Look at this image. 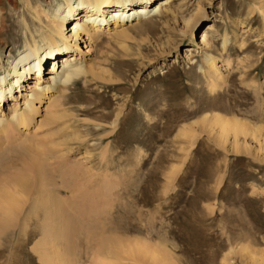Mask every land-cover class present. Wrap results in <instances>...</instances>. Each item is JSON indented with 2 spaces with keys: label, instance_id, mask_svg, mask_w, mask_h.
<instances>
[{
  "label": "rangeland",
  "instance_id": "obj_1",
  "mask_svg": "<svg viewBox=\"0 0 264 264\" xmlns=\"http://www.w3.org/2000/svg\"><path fill=\"white\" fill-rule=\"evenodd\" d=\"M26 1L0 0V72L11 69L31 36L24 17L33 32L45 27V13L39 22ZM60 1L41 0L46 9ZM169 1L170 17L131 21L122 38L104 31L79 40L92 71L64 94L45 97L26 138L16 141L43 152L50 182L61 186L54 195L73 200V264H152L131 254L134 240L163 246L175 264H264V0ZM209 23L215 30L205 46ZM209 53L224 83L211 77ZM51 67L46 60L40 81L37 72L22 82L17 106L35 83L46 84ZM214 112L240 118L249 133L238 144L233 134L221 140L210 123ZM10 143L4 153L15 163L11 171L25 172L28 146ZM68 166L76 174L65 176L64 186L72 190L58 176ZM31 192L21 214L25 231L18 224L7 233L0 264H44L35 250L45 216L34 214L40 193Z\"/></svg>",
  "mask_w": 264,
  "mask_h": 264
},
{
  "label": "bare ground",
  "instance_id": "obj_2",
  "mask_svg": "<svg viewBox=\"0 0 264 264\" xmlns=\"http://www.w3.org/2000/svg\"><path fill=\"white\" fill-rule=\"evenodd\" d=\"M33 1L27 0V7L29 10L33 9L35 11L36 14L34 16L39 22H43L42 13H45L47 18L46 23L43 22L45 23V27L41 26L37 28L35 31L37 34H34L35 32L32 31L33 28L30 25V22L23 14V31H26V33L32 32L30 34L31 36H26V45L24 49L12 59V62L10 63L11 69L0 72V246H3L4 237L12 228L18 226V224L21 226V214L27 204L26 195L29 196V192L35 190L40 193V196L39 198L36 196L37 200L35 199L36 201L34 203V214H37L38 216L43 214L45 216L42 226L41 242L35 251L39 254L40 260L44 264H73L72 259H70V252H67V248H69L67 245L71 240V238H69V230H71L72 227L70 226L72 222L71 216L76 213L74 212V214H72L74 211V207L71 205L73 200H71L70 197H68L70 201H67V198L63 200L65 197H62V195H59L60 197L54 195L56 192L58 194L62 193L60 190L61 186L54 185L53 182L56 184L58 183L57 181H54V179L52 183L50 182V175L53 176V174H51L52 172H47V170L50 169H47L49 161L47 160L48 162L46 163V159H44L45 157L41 158L44 155L43 152H39V149L37 150L35 147H33L35 150L30 149L32 148V145L30 147L29 145L23 146V144L21 147L16 141H21L23 138H26L27 135L25 132L27 131L28 133L32 128L31 125L34 123L36 115L40 112L39 103H42L45 97L49 100L53 99L55 93H59L60 90L61 92H65L71 84L77 82L82 76L87 73L89 74V72L92 71L87 65L83 53L84 49L79 40L84 36H87L89 39H94L95 37L99 39L100 34L104 31H110L115 36L122 38V36H126L129 33L128 25H130L131 21L142 22L144 20L153 19L157 16L168 18L170 17L168 11L173 13L174 11L172 10V7H170L171 2L169 0H157L156 2H154V0H142L139 2H132V0H62L57 2L55 6H51L49 9L42 7L43 2H41V0ZM135 2L136 4L132 5V3ZM148 2L150 3L146 5ZM106 11H109L108 13L110 15L107 16L102 14V12L105 13ZM261 11L264 13V7ZM132 13L133 15H131ZM85 16H87V19L81 21V18ZM132 16H135V18L133 19ZM199 19L200 9L198 8V12L194 19L196 25L199 23L197 21ZM192 21L193 18L191 17L189 23L191 24ZM32 24L34 27L37 26L35 23ZM70 25L72 27L69 31L73 30V33L68 35V33H70L68 31V26ZM192 25L193 24H191V26ZM205 27L206 29L203 31L201 38L204 45L207 46L209 35L215 30V26L213 23H209L206 24L204 28ZM4 30L1 28L0 32L3 33ZM223 43L226 45V42ZM1 45L2 41L0 40V47ZM46 60L47 63L48 61L49 63H52V67L47 70V74L50 76L48 77L49 79H47L46 84L44 85L41 82L35 83V86L31 88L30 92H26L27 94L24 95L23 104L19 105L20 107L17 106L18 96L15 95L16 91L20 90L19 87L22 85V82L34 73L38 72L36 75L37 81L41 80V69H43L42 67L46 64ZM206 63L207 69L211 74V77H213V80L224 83L225 76L217 67L216 57L209 53L206 58ZM26 84L27 82L24 83V86ZM22 92L23 89H21V93ZM64 92L62 93L64 94ZM8 96H11V98H8ZM12 98L16 100L15 106L11 107L12 109L6 113L4 111L6 101L11 100ZM208 115L211 117L210 123L218 128L219 138L221 140H224L229 135L233 134L235 137V143L238 144V136L249 133L246 124H244L240 118L229 117L220 112H214L213 114ZM50 118L51 117H49V120L53 119ZM16 132H18V135H16ZM10 141L11 143H16L15 145L21 147L22 150L26 149L25 147L28 146L26 150L22 151L25 152L24 158L28 160V166L26 164L27 168L25 172L23 170L20 174H17V172L15 174L11 171L12 163L9 161L10 159L8 155L4 153L6 150L4 149V146L7 143L9 144ZM22 152H20L21 157L23 154ZM7 153L10 155V152L7 151ZM14 164L12 165L13 167ZM71 170L72 168L68 166L67 171L58 173V176L60 175L63 177L64 183L62 186L66 190H69L70 187L72 188V186L67 188L68 184H70L69 182L64 186L66 183L65 176H68L67 178H69L70 173H75ZM53 178L56 180V174ZM51 185L53 188L54 186H57L58 188L56 187V190H52L50 188ZM101 189L102 191L98 192L99 194L101 193L100 196H104V194L107 196V193H104L105 188ZM36 195L39 194L37 193ZM61 197L62 199H60ZM92 210H94V208ZM96 211L98 212V210ZM96 211L94 210L93 212L96 213ZM65 214L67 217L71 218V220L65 217ZM58 215L63 218L65 217V219L67 218V221L65 220L66 222H64V219L62 221L60 217L56 218ZM57 219L61 220L59 221ZM25 228L23 226V231H25ZM104 241H106V239H103V242ZM104 246L105 245H102L101 248ZM128 247L131 254L139 260L147 257L152 264H175L170 259V255H168L169 251L167 249L168 252H166L163 246L152 245L147 240H134V243ZM113 251L114 250H112V252ZM114 257H116V255ZM100 264H102V262H100Z\"/></svg>",
  "mask_w": 264,
  "mask_h": 264
}]
</instances>
